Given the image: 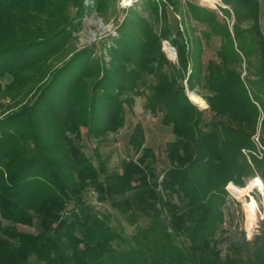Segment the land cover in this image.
Listing matches in <instances>:
<instances>
[{
  "label": "trees",
  "instance_id": "1",
  "mask_svg": "<svg viewBox=\"0 0 264 264\" xmlns=\"http://www.w3.org/2000/svg\"><path fill=\"white\" fill-rule=\"evenodd\" d=\"M93 1L100 10L104 0ZM237 1L252 18L251 35L235 24L231 33L215 12L186 0L190 24L202 35L184 42L166 17L168 5L181 13L182 0H143L147 16L129 11L108 66L83 48L50 72V60L80 27L83 0H0V99L9 97L11 108L24 103L0 118V264H264V234L232 242L224 256L217 245L226 186L244 189V180L257 174L264 182V160L252 140L260 120L253 90L264 93L262 2ZM70 8L75 16L69 19ZM214 38L220 40L215 59L203 65L205 45ZM163 41L176 49L177 66L166 59ZM255 51L259 78L249 80L238 69ZM185 89L207 108L192 104ZM133 95L143 96L144 110L161 113V125L171 130L161 176L140 124L128 140L137 158L121 161L120 172L100 160L95 166L80 145V128L95 140L122 128ZM260 126L264 147V112ZM88 190L134 232H118L108 213L87 202Z\"/></svg>",
  "mask_w": 264,
  "mask_h": 264
},
{
  "label": "rangeland",
  "instance_id": "2",
  "mask_svg": "<svg viewBox=\"0 0 264 264\" xmlns=\"http://www.w3.org/2000/svg\"><path fill=\"white\" fill-rule=\"evenodd\" d=\"M185 1L186 0H182L183 4L180 7L181 13L172 11L169 5L166 6V17L171 24L176 25L178 30L181 31L182 35L184 36L183 41L189 43V41L192 40L194 36L201 37L202 30L194 24H190L188 19V10L184 4ZM190 2L215 12L220 22L225 21L228 24L231 33L232 27L235 24L245 34L251 35V26L253 22L252 18L237 0H229V6H225V8H223L229 11V15L227 16L223 15L221 8L215 3L207 4L201 0H190ZM261 2L262 15L258 20V27L260 34L264 37V0H261ZM160 3H165V0L164 2ZM83 4L85 7V13L81 19L80 27L78 31L72 33L70 42L65 46L62 52L50 60L48 64L50 72H53L56 68H59L73 53L83 48H92L93 57L97 59L102 67L108 66L110 62L109 50L112 47V44H115L113 39L117 37V28L128 16L129 11L134 9L138 14L145 17L147 16L139 4L133 5L126 10L122 9L120 6L121 0H104V2L101 3L100 10L96 9V4L93 0H83ZM68 15L69 19L73 18L75 16V9L70 8ZM152 24L154 26V22ZM219 43V38H214L205 45L204 54L202 57L203 65H206L208 60L215 59L214 52ZM165 44L167 47L174 49L175 53H173V55L175 57H171L168 54ZM161 46L162 51L165 53L166 59L174 66H177L178 58L176 49L169 41H163ZM191 62L192 61H189L187 63L184 76H187L190 72L189 70ZM259 63L260 57L257 51H255L249 60L245 61L243 59L241 67L238 69V71L241 72V76L243 78H249V80H258ZM8 81L9 80L6 79L2 81V84L5 85ZM149 81L150 79H148V82ZM182 84L186 88L185 81H183ZM191 92L192 91L185 89V93L189 100L191 99L189 95ZM253 92L256 94L258 101V104H254L257 106L260 112V120L256 129V134L252 138L256 147L254 154L258 156V158H262L264 160V147L259 141L263 135V130L261 129L260 123L263 120L264 93H258L257 90H253ZM30 96L31 95L27 97V100L30 98ZM132 98V106H124V124L122 128L117 130L115 133H110L105 138H103L104 140L92 139L88 136L85 128H80L78 130L80 133V145L83 148V152L95 166H98V161L100 160L106 162V166L109 171L120 172L121 161L131 157L134 159L137 158V156L133 154V151L128 144V140L134 125L140 124L144 132V147L150 148L154 154V162L152 163V167L155 173L161 176L162 171L168 166L165 156V145L173 138L171 130L170 128L161 125V113L153 114L147 110H144L143 105L145 99L143 96L133 95ZM200 99L202 100L203 106H199L197 104L196 107H198L200 110H204L203 108L207 106V104L201 97ZM0 104L2 105V107H0V118L8 113L7 110H9V112L14 111L24 105V103H21L19 106L11 108L12 101L9 97L0 99ZM7 105H9L8 109H6ZM204 117L206 121H210L212 114L206 112ZM75 133L76 129L72 128L70 130V134L74 136ZM243 152L250 160V154L244 150ZM244 181V189H239L238 187L234 186V184L230 185L232 183H229L226 186L228 195L226 196L225 204L222 209V231L217 236V245L222 256L228 252V248L232 242H236L242 237H244L246 241H251L264 234V182L258 174L253 178H248ZM233 188L239 189L241 191H237L234 194L232 192ZM85 199L92 206H94L96 210L103 214L108 213L110 215L111 225L118 232H122V234L126 237L130 236L134 232L135 227L128 225L114 210L111 209L109 203H97L95 194L91 190H88L85 193ZM5 223L6 222L2 221V224ZM146 223L147 220L144 219L139 221L138 225L144 226ZM18 228L23 232L34 233V229L32 228L22 226H19Z\"/></svg>",
  "mask_w": 264,
  "mask_h": 264
},
{
  "label": "built area",
  "instance_id": "3",
  "mask_svg": "<svg viewBox=\"0 0 264 264\" xmlns=\"http://www.w3.org/2000/svg\"><path fill=\"white\" fill-rule=\"evenodd\" d=\"M143 0H121V8L126 10V9H129L130 7H132L133 5H136V4H141ZM156 3H160V2H164V0H152ZM202 2L204 3H207L206 1L208 0H201ZM216 5H218V7L220 8H225V5L222 4L221 0H214V2ZM209 4V3H207ZM259 187V186H258Z\"/></svg>",
  "mask_w": 264,
  "mask_h": 264
},
{
  "label": "bare ground",
  "instance_id": "4",
  "mask_svg": "<svg viewBox=\"0 0 264 264\" xmlns=\"http://www.w3.org/2000/svg\"><path fill=\"white\" fill-rule=\"evenodd\" d=\"M207 3H213L214 2V0H208V1H206ZM165 47H166V49H167V51H168V54L171 56V57H175L174 55H173V53L171 52V50H170V48L169 47H167V45L165 44ZM189 95H190V97H191V101L193 100L194 101V103L197 105H199V106H203V103H202V100L200 99V97L199 96H197V95H195V94H193V93H189ZM192 101V102H193Z\"/></svg>",
  "mask_w": 264,
  "mask_h": 264
},
{
  "label": "water",
  "instance_id": "5",
  "mask_svg": "<svg viewBox=\"0 0 264 264\" xmlns=\"http://www.w3.org/2000/svg\"><path fill=\"white\" fill-rule=\"evenodd\" d=\"M170 50H171V52L172 53H175V51H174V49L173 48H170ZM191 93H193V94H195V92H191ZM196 95V94H195ZM191 101V100H190ZM192 102V101H191ZM192 104H194L195 106H197L194 102H192ZM207 108V106H205L203 109H206ZM230 190V189H229ZM230 192H231V190H230ZM232 193V192H231Z\"/></svg>",
  "mask_w": 264,
  "mask_h": 264
}]
</instances>
